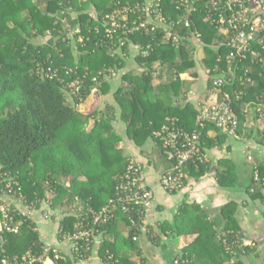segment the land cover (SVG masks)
Returning a JSON list of instances; mask_svg holds the SVG:
<instances>
[{"label":"trees","instance_id":"16d2710c","mask_svg":"<svg viewBox=\"0 0 264 264\" xmlns=\"http://www.w3.org/2000/svg\"><path fill=\"white\" fill-rule=\"evenodd\" d=\"M192 1L198 9L189 14L193 22L191 27L186 26L182 19L186 11L179 7L180 0H161L160 7L168 20L179 22L173 28L174 31L187 34L197 29L205 42H212L217 37L218 44L224 36L218 35V28L205 20V3ZM90 6L96 7L95 16L89 13ZM116 7L115 0H87L82 3L78 0H0L1 172L4 177L17 179L26 200L35 201L37 206L46 197L47 189L52 191L49 201L53 208H71L77 197L90 202L78 217L69 214L62 220V232H75L81 218L90 217L93 211L100 210L111 197L116 196L119 176L129 159L122 158L123 164L116 171L98 167L99 163L105 162L103 151L108 150L112 143L105 141L104 137L108 121L103 118L87 131L86 123L92 114L84 115L77 107L91 94L93 88L98 87L93 79L95 75L104 68L120 69L125 66L124 59L131 46H139L137 60L147 66V71L141 76L125 72L122 80H126L130 86L120 88L117 95L122 106V118L128 122V131H132L138 143L149 136L158 139L154 132L167 123V116L188 131L201 130L205 151L207 146L216 145V141L208 137L210 129L218 130L217 139L220 142L231 136L213 122H207L201 128L197 124V111H190L191 107L179 109L173 104V95L182 84V74L196 66L194 47L189 41L186 39L176 47L164 38L165 30L162 27L123 34L119 39L110 41L102 34L104 30L100 20ZM65 18L70 26L63 22ZM97 28L101 32H97ZM121 40L125 42L123 45ZM144 50H148L147 55L143 54ZM208 50L211 55L209 64H217L219 69L226 64L225 49ZM220 55L223 58L217 61ZM262 66L254 63V85L245 88L236 80L232 85H223L219 92L221 95L222 91H228L232 95V105L239 116L238 134L242 133L248 120L246 104L258 102L260 96L264 95ZM78 78L82 82L80 95L68 86L69 82ZM156 78L161 80L158 85L160 93L149 104V111L154 112V105H159L162 112H155V118L152 115L145 121L139 120L137 114L138 110L143 113L140 109L146 98L144 94L151 95L152 81ZM241 89H246L247 93L239 97L237 91ZM88 147L89 157L78 154ZM162 153L168 159L164 148ZM169 162L171 166L172 162ZM258 167L264 178V162L258 163ZM209 170L210 165L201 161H192L185 168L195 178L205 175ZM82 176L85 180H80ZM218 176L221 185L237 182V177L231 175L230 171H219ZM105 179L111 182L110 187L106 186L104 193H94L97 190L101 192L97 185L105 184ZM186 182L187 179L184 185ZM246 186L247 192L254 190L253 196L264 198L259 187L261 185L255 178V166L251 181ZM96 194L105 198L104 202L100 200V205L94 204ZM234 209V204L222 209L226 221L222 228L224 234H219L218 220L210 221L207 211L197 203L183 204L179 210L180 216L192 226V233L197 232V237L182 252L174 255L172 263L175 258L182 257L191 264H247L243 255L249 251V246H242L236 240L238 226L235 224ZM114 220L101 226L94 234L107 229ZM34 226V221L29 218L23 222L18 234H6L11 247L3 256H22L27 252L40 254L44 241ZM175 230L179 233L182 228L177 224ZM135 231V227H132L131 241L134 240ZM108 247L110 245H103V255ZM122 264L135 263L126 258Z\"/></svg>","mask_w":264,"mask_h":264},{"label":"crops","instance_id":"0c3cea01","mask_svg":"<svg viewBox=\"0 0 264 264\" xmlns=\"http://www.w3.org/2000/svg\"><path fill=\"white\" fill-rule=\"evenodd\" d=\"M78 1L82 3L87 0ZM143 1L150 3L152 0ZM95 9L94 6L89 8V13L93 16L96 13ZM200 34L202 36L201 32ZM188 41L194 47L196 66L182 74V84L173 95V104L179 109L191 107L190 111L199 112L203 105L211 103L216 98L211 86V75L215 72L216 64H209L211 55L208 49H219L216 47L217 37L212 42L204 40L201 42L196 39ZM138 50L139 46H131L124 59L125 66L118 69L117 74L106 81V85L101 84L93 88L91 94L78 105L77 109L84 115L92 114L86 123L87 131L103 118L108 121L107 134H104V137L105 141L112 143L108 150L103 151L105 162L99 163L98 167L116 171L123 164L122 158H133L143 165L146 184L154 193L145 209L146 228L138 233L136 240L131 241L132 225L129 219H126L127 215L118 208L114 222L107 229L94 234L93 246L79 258L72 249V243L62 237L63 233L69 232H62L61 222L69 214L78 217L84 212V206L90 205V202L77 197L71 208L63 206L53 208L49 201L52 191L47 189L46 197L39 206L32 201L34 205L31 209L32 219L44 243L59 247L64 258L58 260L47 258L42 264H122L126 258L135 264H173L174 255L182 252L197 237V232L192 233V226L180 216L179 210L185 203H197L207 211L210 221L218 220L219 234H224L222 228L225 227L226 221L222 216V209L234 204V219L238 226L236 240L242 243V246H249V251H244L243 257L247 264H264V198L253 196L254 190L251 192L246 190L255 163L264 162V102H253L246 107L248 120L238 136H228L224 142H220L217 139L218 130L210 129L208 137L215 140L216 145L207 146L206 160L203 161L210 165V170L198 178L186 172V184L176 192L168 191L160 184L161 176L170 167L169 160L162 153V144L150 136L138 143L132 131H128V122L122 118V106L118 100L117 92L120 88L130 86L126 80H122L125 72L141 76L147 71V66L137 60ZM160 82L159 78L153 79L151 95L144 94L146 98L140 109L143 113L138 110L137 114L139 120L145 121V118L154 115L155 112H162L159 105H154L156 107L154 112L149 111V104L154 102L155 96L160 93L158 87ZM175 117L178 118V115ZM166 118L167 122L173 119L169 116ZM157 131L159 130H155L154 134ZM250 134L253 136L249 137ZM78 154L89 157L90 147ZM219 171H230L231 175L237 177L236 184L221 185L218 181ZM80 180H85V177L82 176ZM104 182L105 184L97 185L101 192L97 190L94 193H104V188L110 187L111 182L108 179ZM91 198L90 196L89 199ZM93 200L94 204L100 205V200L104 202L105 198L96 194ZM13 202L17 207L25 209L24 204L19 205L20 203L15 200ZM44 213H49L50 217L45 219ZM177 224L182 228L179 233L175 230ZM104 244L110 247L105 249L106 253L103 255ZM6 247L10 248L11 243L8 246L6 244Z\"/></svg>","mask_w":264,"mask_h":264},{"label":"built area","instance_id":"2783aa9c","mask_svg":"<svg viewBox=\"0 0 264 264\" xmlns=\"http://www.w3.org/2000/svg\"><path fill=\"white\" fill-rule=\"evenodd\" d=\"M204 2L206 11L205 20L215 25L224 38L219 40L216 47L225 49L226 64L219 69L216 64L215 72L211 75L213 91L216 98L209 104L201 107L197 115V124L204 128L207 122H213L229 135L238 136L239 116L234 110L233 98L230 92L221 91L225 84L232 85L238 80L245 88L254 85L253 77L254 63L264 67V0H199ZM161 0L145 1L115 0L116 9L107 13L100 20L104 32L103 36L110 41L119 39L121 35L139 30L163 28L164 38L178 47L186 39L203 42L200 32L195 29L187 34L174 31L173 28L179 22L168 20L160 7ZM179 7L186 11L182 16L185 25L191 27L192 20L189 14L196 11L198 6L192 0H180ZM63 22L70 26L65 18ZM97 32H101L97 28ZM82 40V38H81ZM125 42L121 40V45ZM148 49V48H147ZM114 53V51H112ZM148 50L143 54L147 55ZM219 56L217 61H221ZM250 62V64H249ZM118 69L114 67L104 68L98 75L93 77L100 84L117 74ZM69 72V70H68ZM73 92L80 95L82 88L81 80L75 79L69 82ZM247 87V88H248ZM239 97L247 93L246 89L237 91ZM262 96V97H261ZM260 101L264 102V95ZM249 104H246L247 107ZM156 137L165 149L171 166L163 173L160 184L168 191H174L184 186L187 179L185 168L190 162L205 161L206 151L203 148L202 132L195 129L188 131L177 125L174 119H170L156 132ZM251 158V157H250ZM255 178L260 183L261 193L264 196V181L260 175L258 163H255ZM2 165L0 164V264H42L47 258L63 259L59 247L44 243L40 254L27 252L26 254L3 256L7 251L8 233H18L24 221L31 218L33 202L28 203L23 193L20 182L12 177H4ZM153 190L146 184V175L143 165L131 158L128 160L124 172L121 174L116 186V196L110 198L106 206L98 211H93L90 217H83L77 224V230L73 233H63V238L72 243L74 253L81 258L86 251L90 250L94 243V232L101 226L111 222L120 208L127 216L136 231L133 239L138 238V233L146 228L145 209L153 198ZM25 205V209L14 205ZM28 201V202H27ZM29 205H28V204ZM145 216V215H144ZM45 219L50 217L44 213ZM140 219V220H139ZM33 221V219H32ZM36 229V225L34 226ZM62 230V229H61ZM173 264H191L188 259L175 258Z\"/></svg>","mask_w":264,"mask_h":264}]
</instances>
